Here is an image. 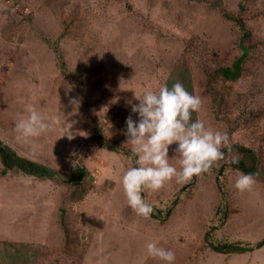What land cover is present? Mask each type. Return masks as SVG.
I'll use <instances>...</instances> for the list:
<instances>
[{
  "label": "rangeland",
  "instance_id": "obj_1",
  "mask_svg": "<svg viewBox=\"0 0 264 264\" xmlns=\"http://www.w3.org/2000/svg\"><path fill=\"white\" fill-rule=\"evenodd\" d=\"M243 49L239 76L225 78L220 70ZM176 82L203 99L192 119L250 149L258 174L251 191H238L235 170L220 168L245 157L228 150L200 177L145 191L165 217L146 220L121 184L134 160L92 137L98 130L131 153L125 133L126 119H139L135 95ZM71 97L81 104L69 116ZM29 105L45 117L64 113L76 121L71 131L87 135L69 140L57 127L19 138L14 123ZM0 140L63 179L87 171L75 184L0 172V264H164L147 256L152 240L176 253L175 264H264V248L230 255L204 241L212 227L220 243L264 238V0H0Z\"/></svg>",
  "mask_w": 264,
  "mask_h": 264
},
{
  "label": "clouds",
  "instance_id": "obj_2",
  "mask_svg": "<svg viewBox=\"0 0 264 264\" xmlns=\"http://www.w3.org/2000/svg\"><path fill=\"white\" fill-rule=\"evenodd\" d=\"M138 104H132V113L138 114V121L130 115L126 119V145L131 148L128 159L134 160V165L124 171L121 184L127 199V204L144 219H151L153 204L147 202L143 193L157 191L167 182L175 180L185 183L193 177L208 173L219 161L225 159L227 148L231 150L230 136L226 131L206 126L200 119L193 120L192 114L199 112L203 99L190 93L181 82L171 87L164 84L158 91L146 89L139 98ZM131 104V101H129ZM69 104L75 114L81 104L77 97H71ZM45 117L35 106L29 105L26 114H18L14 130L19 138L32 141L57 127L65 132L69 140L76 135L86 136L83 131L73 132L76 121H69L64 113ZM177 145L175 155L169 156V146ZM35 147V144H33ZM178 160L177 168L172 161ZM232 163H238L233 159ZM234 187L241 193L251 191L256 183L255 175L235 170ZM148 257L159 259L164 264H175L176 253L152 240L146 244Z\"/></svg>",
  "mask_w": 264,
  "mask_h": 264
},
{
  "label": "trees",
  "instance_id": "obj_3",
  "mask_svg": "<svg viewBox=\"0 0 264 264\" xmlns=\"http://www.w3.org/2000/svg\"><path fill=\"white\" fill-rule=\"evenodd\" d=\"M225 16L229 18L230 20H233L236 22L239 30L242 32L243 35H248L247 31L244 29V24L240 19H234L231 15H228L225 13ZM247 54V50H242V55L235 60L233 65L229 68H222L220 72L222 75L227 79H235L239 76L241 71V64ZM62 67L65 68V64H62ZM101 132L97 130L96 137H92L94 140H96L98 146L100 148H106L113 151H122L126 155H130L131 153L126 150L117 149V145L113 144L108 139H105ZM225 152L229 149L225 148L223 149ZM231 150L238 151L244 155V159H239L238 163H232L231 161L228 163H225L220 168V171H223L224 169H239L244 173H251L257 176L258 174V161L257 157L254 155V153L247 148L238 147V146H231ZM0 163L2 166V174H6L8 171H18L26 176H31L39 179H48V180H56L58 178H62L63 182L67 184H75L79 180H81L84 176L87 175L86 169L83 167H78L76 170V174L74 177H71L69 179H63L62 174L55 169H52L50 167H47L46 165H43L41 163H38L36 161H32L30 159H27L25 157L20 156L15 149L10 147L8 144L4 143L2 140H0ZM134 165V164H133ZM177 205V202L174 201L172 203V206ZM170 209H167L165 212V216H168ZM226 207L222 209L223 217L222 219H225L227 213H226ZM163 214L162 210L156 209L154 207L153 213L151 217L163 220L165 217H161ZM216 227H212L208 232L204 235V241L205 243L215 252L222 253V254H243L247 252H252L253 250H260L264 248V238L256 241L255 243H220L217 240H215L212 236L210 237V234L212 231H214Z\"/></svg>",
  "mask_w": 264,
  "mask_h": 264
}]
</instances>
